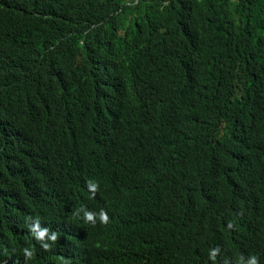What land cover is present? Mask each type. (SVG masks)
I'll use <instances>...</instances> for the list:
<instances>
[{
  "label": "trees",
  "instance_id": "trees-1",
  "mask_svg": "<svg viewBox=\"0 0 264 264\" xmlns=\"http://www.w3.org/2000/svg\"><path fill=\"white\" fill-rule=\"evenodd\" d=\"M80 249L264 264V0H0V264Z\"/></svg>",
  "mask_w": 264,
  "mask_h": 264
},
{
  "label": "clouds",
  "instance_id": "clouds-1",
  "mask_svg": "<svg viewBox=\"0 0 264 264\" xmlns=\"http://www.w3.org/2000/svg\"><path fill=\"white\" fill-rule=\"evenodd\" d=\"M88 187H89L90 191L92 192V195L94 196L96 191L98 190V185L96 183L89 182ZM81 211H83V213H84L85 221L90 222L93 225L96 223L97 216H98L100 223L107 224L109 222V216H108L107 212L103 209H101L98 214L90 212V211H86L84 209H81ZM31 231L33 232L34 236L32 235V233L30 231L28 232L26 230V232L28 233L30 238L33 240V242L29 244L30 245L29 247H25L22 250L21 259L15 258V260L23 261L22 258H23L24 253H25L26 258H31V256L33 255L31 250L39 251L42 255V258H43V253L45 251L49 250L51 248V246H55L57 248L61 234L57 235V233L54 229L50 228L48 230L47 228H45V229L41 230V229H39L38 223H37L36 225L31 226ZM81 249H80L78 254H75L73 256V260L75 262H77V264H79L81 261L84 263V258H83L84 255L81 252ZM218 250H219L218 248L212 250V252L210 253L211 259L215 260V256H216ZM243 261H244V259H243V257H241V264H243ZM58 262H59V259L57 257H55L53 262L49 263V264H59ZM66 264H72V261L69 263H66ZM247 264H259L258 258L255 255L249 257Z\"/></svg>",
  "mask_w": 264,
  "mask_h": 264
}]
</instances>
